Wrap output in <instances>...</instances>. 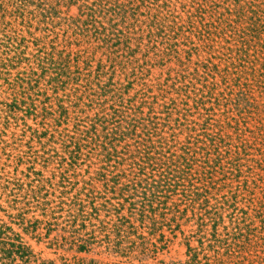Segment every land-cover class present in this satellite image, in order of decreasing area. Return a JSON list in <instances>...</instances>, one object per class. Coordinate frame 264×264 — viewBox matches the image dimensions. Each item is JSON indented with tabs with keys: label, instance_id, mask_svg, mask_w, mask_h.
I'll use <instances>...</instances> for the list:
<instances>
[{
	"label": "trees",
	"instance_id": "trees-1",
	"mask_svg": "<svg viewBox=\"0 0 264 264\" xmlns=\"http://www.w3.org/2000/svg\"><path fill=\"white\" fill-rule=\"evenodd\" d=\"M20 113L65 169L99 165L91 209L158 237L141 253L191 212L188 264H264V0H0V118ZM0 264L56 263L2 224Z\"/></svg>",
	"mask_w": 264,
	"mask_h": 264
},
{
	"label": "rangeland",
	"instance_id": "rangeland-1",
	"mask_svg": "<svg viewBox=\"0 0 264 264\" xmlns=\"http://www.w3.org/2000/svg\"><path fill=\"white\" fill-rule=\"evenodd\" d=\"M40 86L44 88L43 83ZM170 99L166 101L171 103ZM85 108L89 114L96 111L87 105ZM25 115L0 118V226H11L42 260L56 264H188L186 239L198 228L191 212L185 217L188 221L179 220V228L176 224L167 228L166 247L155 252L151 243L149 251L141 253L138 235H146L150 242H157L158 237L149 235L146 229L134 233L120 227L114 210L101 206L98 216L91 209L87 199L100 200L99 205L105 202L100 193L102 185L97 181L88 184V176H94L99 165L89 167V158L83 155L84 160H79L81 165L75 170L65 169L70 159L60 143L64 138L58 133L56 137H39L44 131L39 125L41 118ZM45 121L52 124L45 125L51 131L73 129V123L58 128L54 120ZM36 128L39 134L32 137ZM82 204L85 211L81 210ZM20 214L26 219L25 227L30 226L29 231L20 227ZM83 243L86 249L79 250ZM190 245L198 247V241L193 238Z\"/></svg>",
	"mask_w": 264,
	"mask_h": 264
}]
</instances>
